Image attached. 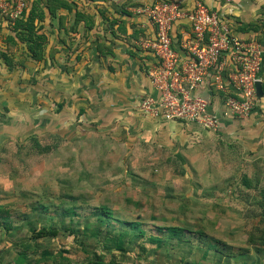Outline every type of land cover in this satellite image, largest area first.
<instances>
[{
    "label": "rangeland",
    "instance_id": "374dc122",
    "mask_svg": "<svg viewBox=\"0 0 264 264\" xmlns=\"http://www.w3.org/2000/svg\"><path fill=\"white\" fill-rule=\"evenodd\" d=\"M39 106L32 102L31 113ZM8 109L0 108V207L9 213L0 218V264H14L17 250L24 254L18 264H57L61 258L93 264V252L112 264H264V147L250 153L251 145L240 144L242 157L227 147L233 158L222 154L186 165L154 148L145 158L125 155L122 162L124 153L117 148L111 156L94 143L97 138L71 141L58 130L41 132L39 116L34 123L11 120ZM70 205L72 216L63 213ZM98 206L112 217L97 236ZM117 219H140L145 235L125 236L122 249L113 247L108 233L128 228ZM168 224L184 231L153 228ZM43 225L59 233L31 238L32 228ZM149 235L159 236L160 244Z\"/></svg>",
    "mask_w": 264,
    "mask_h": 264
},
{
    "label": "crops",
    "instance_id": "0c3cea01",
    "mask_svg": "<svg viewBox=\"0 0 264 264\" xmlns=\"http://www.w3.org/2000/svg\"><path fill=\"white\" fill-rule=\"evenodd\" d=\"M45 1L25 0L27 10L33 2L45 8ZM66 1L71 10L60 7L58 17L52 19L46 13L41 29L46 41L39 60L30 58L15 37L12 21L0 15V52L12 60L8 65L0 56V108H9L11 120L34 123L39 116L41 132L58 130L71 141L97 138L94 143L99 141L111 156L117 148L124 153L122 162L127 161L122 159L125 155L145 158L154 148L161 156L172 155L186 165L189 160L206 162L222 154L242 157L240 144L251 145L250 153L264 147V66L260 71L262 95H257L256 105L246 117H222L216 130L154 118L141 112L138 103L144 95L156 94L147 75L155 58L143 46L153 37L154 27L140 12L156 0ZM177 1L184 9L199 1L227 20L233 36L264 41V0ZM76 10L88 16L90 27L86 28L82 19H75ZM189 30L187 17L173 23L170 33L175 47L179 48L180 39ZM9 36L15 41L10 42ZM30 77L39 81L33 84ZM225 86L233 92L227 74ZM197 92L208 96L217 113L224 110V92L215 91L208 78ZM32 102L40 104L36 114L31 113ZM227 147H233L236 153L227 151ZM109 159L106 155L105 160Z\"/></svg>",
    "mask_w": 264,
    "mask_h": 264
},
{
    "label": "built area",
    "instance_id": "2783aa9c",
    "mask_svg": "<svg viewBox=\"0 0 264 264\" xmlns=\"http://www.w3.org/2000/svg\"><path fill=\"white\" fill-rule=\"evenodd\" d=\"M25 0H0V15L7 20L20 17ZM154 27L153 37L143 42L155 61L147 75L155 95L146 94L138 103L144 114L163 120L193 123L216 130L222 117H246L253 111L264 66V41L243 40L230 33L229 23L201 2L189 9L177 0H156L140 10ZM182 17L189 20L190 30L175 47L171 38L173 23ZM230 80L233 92L225 86ZM215 91L224 92L225 108L217 113L208 96L197 88L204 80Z\"/></svg>",
    "mask_w": 264,
    "mask_h": 264
},
{
    "label": "trees",
    "instance_id": "16d2710c",
    "mask_svg": "<svg viewBox=\"0 0 264 264\" xmlns=\"http://www.w3.org/2000/svg\"><path fill=\"white\" fill-rule=\"evenodd\" d=\"M62 7L65 8L66 10H71V5L66 1V0H47L45 1V8L40 7L39 4L36 5V2H33L29 10H27V7H25L23 13L21 14L20 17L15 18L12 20V30L15 33V37L17 40L23 44V47L28 50V53L30 54V58L34 60H39L43 56L41 54V51L43 49V45L45 44L46 41V35L44 34L43 31H41L43 27V21L45 19L46 13H48L50 19L58 17L57 10ZM123 13H126L123 11ZM75 19L79 21L82 19L85 22V27H90L86 21L88 19V16L80 11H75ZM8 40L12 42L15 39L12 36L8 37ZM13 41V42H14ZM1 58L8 64L12 65V60L10 59L9 56H7L4 52H0ZM249 181V179H246V183ZM95 213H96V224L94 229L92 230V233L94 235L99 233V228L103 225H109L110 224V218L111 216V210L105 206H98L94 208ZM74 207L69 206L68 208L65 209L63 212L65 215L72 216L74 213ZM9 216L8 210L5 207H0V218L5 217L7 219ZM119 220V221H118ZM64 222V218H60V222ZM118 223H123L128 226L127 229L121 230L120 232H117L115 235L112 232L114 230H109L111 232L108 233L109 236H106V240H109L114 244L113 247L117 249H122V243H123V238L125 236L131 237L132 235H139V236H144L145 232L144 229L141 227L142 226V221L140 219H124L116 220ZM5 227L7 229L10 228V223L5 222ZM153 228H156L158 231L161 230H166L170 235H175L180 232L184 231V228L181 226H176V225H155ZM33 232L30 234L31 238H41V237H47V236H56L59 233V230L57 228H49L46 229V227L40 226L39 229L35 230L36 228H32ZM85 230V228H84ZM70 232L72 230H69ZM105 232H108L105 230ZM193 233L192 235H197L198 232H189ZM100 234V233H99ZM150 241H153L157 244V246L160 244L161 238L159 236L155 235H149L148 238H146ZM24 242H21V245H23ZM23 252L20 250H17V257L13 259L14 264H18L23 256ZM93 256L95 259L93 260V264H112V263H103L101 260H99V255L96 252H93ZM57 264H69L68 259H63L61 258Z\"/></svg>",
    "mask_w": 264,
    "mask_h": 264
},
{
    "label": "water",
    "instance_id": "95a60500",
    "mask_svg": "<svg viewBox=\"0 0 264 264\" xmlns=\"http://www.w3.org/2000/svg\"><path fill=\"white\" fill-rule=\"evenodd\" d=\"M255 89H256V94L258 96H261L262 95V89H261V83H260V81H256V83H255Z\"/></svg>",
    "mask_w": 264,
    "mask_h": 264
}]
</instances>
